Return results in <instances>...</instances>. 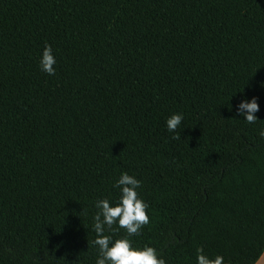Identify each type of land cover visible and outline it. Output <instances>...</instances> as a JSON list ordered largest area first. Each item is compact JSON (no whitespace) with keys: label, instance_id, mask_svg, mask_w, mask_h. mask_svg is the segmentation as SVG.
Returning <instances> with one entry per match:
<instances>
[{"label":"trees","instance_id":"1","mask_svg":"<svg viewBox=\"0 0 264 264\" xmlns=\"http://www.w3.org/2000/svg\"><path fill=\"white\" fill-rule=\"evenodd\" d=\"M253 96L248 124L236 104ZM260 128L264 0H0V264H95L94 203L117 201L121 173L148 205L134 247L256 264Z\"/></svg>","mask_w":264,"mask_h":264},{"label":"clouds","instance_id":"2","mask_svg":"<svg viewBox=\"0 0 264 264\" xmlns=\"http://www.w3.org/2000/svg\"><path fill=\"white\" fill-rule=\"evenodd\" d=\"M56 64L52 48L45 45L39 60V68L48 75H55ZM260 110L257 98L242 97L236 104V114L248 124H255L258 120L255 113ZM183 121L182 113H173L165 120L167 132L172 138L179 136L177 129ZM258 135L264 139V128H260ZM141 181L128 173H121L114 181L112 187L118 189L119 195L115 203L108 198L97 199L94 203L96 209L92 217V231L95 236L92 245L97 250L95 264H165L163 258H158L155 248L151 246L134 247L129 237L138 236L142 227L149 223L146 214L148 205L139 198L137 189ZM113 225H116L114 228ZM119 229H124L126 235L114 238ZM108 231L110 234H105ZM196 264H223V257L216 256L210 259L203 254V250H196Z\"/></svg>","mask_w":264,"mask_h":264},{"label":"crops","instance_id":"3","mask_svg":"<svg viewBox=\"0 0 264 264\" xmlns=\"http://www.w3.org/2000/svg\"><path fill=\"white\" fill-rule=\"evenodd\" d=\"M256 264H264V254L261 256V258L258 260Z\"/></svg>","mask_w":264,"mask_h":264}]
</instances>
